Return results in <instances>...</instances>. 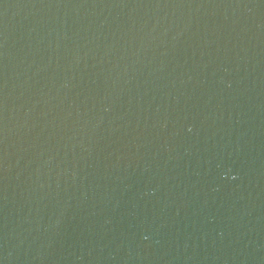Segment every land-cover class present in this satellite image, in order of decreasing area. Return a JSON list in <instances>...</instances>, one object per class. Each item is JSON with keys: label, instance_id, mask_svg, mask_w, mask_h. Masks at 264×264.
Segmentation results:
<instances>
[{"label": "water", "instance_id": "95a60500", "mask_svg": "<svg viewBox=\"0 0 264 264\" xmlns=\"http://www.w3.org/2000/svg\"><path fill=\"white\" fill-rule=\"evenodd\" d=\"M0 264H264V0H0Z\"/></svg>", "mask_w": 264, "mask_h": 264}]
</instances>
